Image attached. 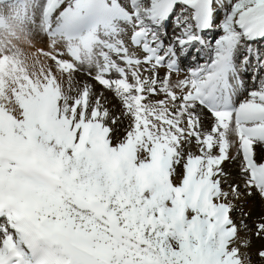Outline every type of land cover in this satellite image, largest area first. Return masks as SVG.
Returning a JSON list of instances; mask_svg holds the SVG:
<instances>
[{"label":"snow or ice","instance_id":"6c2138e0","mask_svg":"<svg viewBox=\"0 0 264 264\" xmlns=\"http://www.w3.org/2000/svg\"><path fill=\"white\" fill-rule=\"evenodd\" d=\"M214 25L210 62L173 84ZM261 39L264 0H0V264H251L232 213L264 199V79L232 97L253 58L264 70Z\"/></svg>","mask_w":264,"mask_h":264},{"label":"bare ground","instance_id":"6f19581e","mask_svg":"<svg viewBox=\"0 0 264 264\" xmlns=\"http://www.w3.org/2000/svg\"><path fill=\"white\" fill-rule=\"evenodd\" d=\"M121 2L122 3L126 2V0H121ZM214 28L218 29V27H214ZM220 35L221 34L216 32V29L213 30V32L207 31L206 33L202 34V38L204 37L203 39L205 40V44L209 48L208 52L205 53L202 50V48H200L199 45L196 43L190 46L185 52H183L180 55L179 63H178L179 71L177 72L174 71L171 73V81L173 84H175L178 80H183L186 77H188L191 71L197 69L199 66L204 65L206 62H210V57H211L210 55L213 54L212 49L214 48L215 45V39H217ZM172 36H173V24L169 27V29L166 30L165 41H164L165 45L168 43V40L172 38ZM211 38H213L214 41L212 45H210L209 43V40ZM34 44L36 48H42L45 51H47L49 40L47 36L43 34H37L34 37ZM252 47L254 50H259L261 56L264 57V41L263 42L261 40L260 42L256 41L252 43ZM26 51L30 54L31 52L35 51V48H26ZM243 52L244 50L241 49L238 55H241ZM203 56L206 57V59L200 60V58H202ZM252 62L256 63L255 58H253ZM158 72H159V76L163 78L167 73V68L161 67L158 69ZM248 73H252V77L254 75L256 76V81L254 83H252L253 81L252 77L250 80L246 78ZM77 79L81 82H88L92 84L94 86L95 91L98 94L102 92L103 95L107 98L109 107H114L116 110H119L120 107L119 101L114 97L111 91L103 88L102 85H99L94 79L87 76L86 73H78ZM262 79H264V70L258 69L257 67L252 68L250 66L246 71L242 70L239 74L238 79L234 82L236 84V87L232 97L233 103L236 106H238L240 102L244 101L248 97L249 92L259 87ZM174 91H176L177 95L181 94L180 89H174ZM161 98L163 97L162 96L154 97V99H161ZM177 103H179V101ZM204 117L205 119L203 120V124L205 129H208L211 127L212 119L206 109L204 110ZM126 127H127V121H125L124 124H122L119 127L115 135L118 137L123 136ZM256 160L258 162H264V146L256 147ZM224 167H225V171L229 173L230 181L239 183L241 189L243 190V179L240 175L239 160L235 162H226ZM234 203L236 204V210L232 213L234 220H236L237 222L240 221L241 210L248 214L246 217H244V223L247 225V229L243 230L241 232V235L246 236L250 240V246L248 247L247 252L251 257V264H264V261H262L260 257L257 255L258 247L260 245L259 246L257 245V240L254 237L255 225L260 220L261 217H264V199H262L258 194L253 192L251 196L245 195L241 197L240 200L234 201Z\"/></svg>","mask_w":264,"mask_h":264},{"label":"rangeland","instance_id":"374dc122","mask_svg":"<svg viewBox=\"0 0 264 264\" xmlns=\"http://www.w3.org/2000/svg\"><path fill=\"white\" fill-rule=\"evenodd\" d=\"M226 2H227V0H226ZM223 18V11H221L220 12V14L216 17V24L218 25L219 24V22H220V20ZM172 25V21L170 20V21H168V27H167V29H169V27ZM214 27H216V25H214L213 26V29L212 30H209L210 32L212 31L213 32V30H215L216 29V32H218L219 34H222V31L218 28H214ZM166 29V30H167ZM207 31H205L204 33H206ZM204 38V37H203ZM205 41V40H204ZM261 41L263 42L264 41V39H261ZM213 38H211L210 40H209V43H210V45H212L213 44ZM256 42V41H255ZM258 42H260V40L258 41ZM254 43V42H253ZM199 45V47L200 48H202V50L206 53V52H208L209 51V48L206 46V44L204 43V44H198ZM245 54V51L240 55V56H242V55H244ZM212 55V54H211ZM210 55V56H211ZM207 58H208V56H207ZM202 59H206V57H202V58H200V60H202ZM203 60V61H204ZM255 62H252L251 63V65H249L250 67H252V68H256V66H255ZM250 69V68H249ZM175 72H177V71H175ZM251 77H252V73H248V75L246 76V78H248V80H250L251 79ZM252 83H254L255 81H256V76L254 75L253 77H252ZM256 226V225H255ZM254 235H255V230H254ZM255 237V239L257 240V245L259 246L258 247V251L260 250V249H262L263 247H264V239H262V238H258L256 235L254 236ZM258 238V239H257ZM263 246H262V245ZM260 247H262V248H260ZM258 253V252H257Z\"/></svg>","mask_w":264,"mask_h":264}]
</instances>
